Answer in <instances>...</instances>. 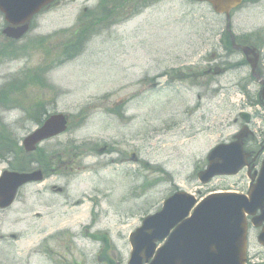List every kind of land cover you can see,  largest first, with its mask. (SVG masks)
<instances>
[{
  "label": "rangeland",
  "instance_id": "374dc122",
  "mask_svg": "<svg viewBox=\"0 0 264 264\" xmlns=\"http://www.w3.org/2000/svg\"><path fill=\"white\" fill-rule=\"evenodd\" d=\"M99 1L55 0L14 42L0 13V174L44 172L0 210V264H101L103 244L86 232L109 235L117 264H128L130 234L175 191L197 200L192 213L212 192L246 194V168L197 178L244 125L240 112L252 117V172L264 158L261 86L225 16L189 0ZM229 26L237 43L258 47L264 77V0H245ZM36 106L66 114L69 127L31 155L21 144ZM259 230L249 225L247 264H264Z\"/></svg>",
  "mask_w": 264,
  "mask_h": 264
},
{
  "label": "water",
  "instance_id": "95a60500",
  "mask_svg": "<svg viewBox=\"0 0 264 264\" xmlns=\"http://www.w3.org/2000/svg\"><path fill=\"white\" fill-rule=\"evenodd\" d=\"M208 1L216 12L228 16L230 10L242 0ZM50 2L52 0H0V10L11 24L3 32L11 38L22 37L29 29L32 16ZM242 49L246 55H255L251 61L255 70L258 60L255 50L247 47ZM66 124L63 115L51 116L41 128L24 140L25 149L35 150L39 141L63 132ZM247 132L248 128L244 127L235 141L220 144L210 152L207 169L199 173L201 182L206 183L218 174H234L247 164L248 154L242 148ZM42 178L41 171L4 172L0 178V208L12 204L19 187ZM194 203L193 197L176 193L165 201L160 212L146 217L142 226L131 234L129 264L148 262L155 253L156 242L166 236L167 241L157 250L150 264H244L247 232L245 215H253L260 209L261 214L253 218V224L260 226L264 221V162L260 176L251 185L248 196L226 193L212 195L198 206L191 217L186 218ZM87 235L104 243L98 254L99 262L116 264L110 254L111 245L107 235ZM259 242L264 245V226Z\"/></svg>",
  "mask_w": 264,
  "mask_h": 264
},
{
  "label": "trees",
  "instance_id": "16d2710c",
  "mask_svg": "<svg viewBox=\"0 0 264 264\" xmlns=\"http://www.w3.org/2000/svg\"><path fill=\"white\" fill-rule=\"evenodd\" d=\"M22 169V168H21Z\"/></svg>",
  "mask_w": 264,
  "mask_h": 264
}]
</instances>
